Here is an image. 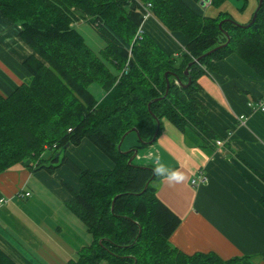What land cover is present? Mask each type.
Segmentation results:
<instances>
[{
    "label": "trees",
    "instance_id": "trees-1",
    "mask_svg": "<svg viewBox=\"0 0 264 264\" xmlns=\"http://www.w3.org/2000/svg\"><path fill=\"white\" fill-rule=\"evenodd\" d=\"M200 1L0 0L1 17L20 27V39L34 52L23 62L28 82L0 95V174L20 165L49 174L65 166L76 175L80 189L72 193L68 209L90 243L69 264L235 263L172 247L169 238L180 219L156 196L163 175L152 165L133 163L134 150L149 146L163 120L198 147L215 144L196 93L197 79L215 71L216 62L234 54L264 81V2L254 22L241 28L221 10L213 17L199 14L192 4ZM225 1L210 0V6L218 10ZM239 1L242 10L246 0ZM147 3L168 32L185 38L179 58L144 34L133 41ZM79 21L104 41L98 54L74 28ZM227 39L226 46L206 55ZM92 84L103 91L100 100L91 94ZM132 129L138 134L135 146L127 153L118 150ZM82 140L111 160L113 169L81 170L65 155L55 157ZM259 203L264 209V191ZM0 264L15 263L0 250Z\"/></svg>",
    "mask_w": 264,
    "mask_h": 264
},
{
    "label": "crops",
    "instance_id": "crops-1",
    "mask_svg": "<svg viewBox=\"0 0 264 264\" xmlns=\"http://www.w3.org/2000/svg\"><path fill=\"white\" fill-rule=\"evenodd\" d=\"M204 1L192 4L193 8L213 17L231 0L210 13L204 11L210 0ZM233 2L240 10L242 2ZM256 2L246 0L240 14L249 16L252 10L246 11ZM221 11L231 16L227 10ZM142 28L166 54L179 58L186 44L182 34L168 32L153 16L143 21ZM19 32L18 25L0 15L3 97L29 80L23 62L34 52ZM215 65V71L197 79L196 97L205 107L200 117L217 140H222V146L198 147L163 120L155 142L138 150L134 160L139 164L133 163L152 165L163 175L156 196L180 219L169 238L172 247L187 255L213 253L223 261L235 260L234 264H264V209L259 203L264 191V112L258 110L264 100V81L234 54ZM130 134L122 141L127 142L125 148L120 146L123 152L136 144ZM63 155L81 170L109 171L114 167L87 140L68 146ZM173 172L183 179L169 180ZM200 173L206 182L191 185ZM79 189L78 178L65 166L52 174L31 172L20 165L1 173L0 250L15 264H69L75 260L90 243L84 225L68 209L72 193Z\"/></svg>",
    "mask_w": 264,
    "mask_h": 264
},
{
    "label": "rangeland",
    "instance_id": "rangeland-1",
    "mask_svg": "<svg viewBox=\"0 0 264 264\" xmlns=\"http://www.w3.org/2000/svg\"><path fill=\"white\" fill-rule=\"evenodd\" d=\"M233 3H234L233 0L227 2L225 4V6H223L220 10H227L231 14V16L233 18V21L236 24L242 25V26L247 25L248 24L247 23L248 19H250L251 16L253 15V13L255 12V10L257 8V5H258V2H256V5H252L251 4L250 7H252V8H250V9L248 8L247 9L246 13L247 12L249 13V10H252L249 16L247 14H244V15L240 14L241 13L240 10L236 9L234 7ZM204 11L207 12V13H210V12L214 11V8L212 6H210V7H207ZM244 22H246L247 24H245ZM74 28L83 37V39H84L85 43L87 44V46L89 48H91L96 54H98L99 50L102 49L105 46L104 41L98 35L96 30L89 23H87L86 21H82L80 24H77ZM133 41H134V38H133ZM89 89H90L91 94L94 96V98L96 100H100L103 97V95H104L103 91L95 84L90 85ZM130 135H131L130 137H133L135 142H136L137 141V135L134 132L131 133ZM126 143L125 144L122 143V145H121L122 149L125 148ZM143 149H145V148H143ZM140 150H142V149H140ZM63 152L60 154L59 158H61L63 156ZM124 152H126V151H124ZM134 162L139 164L137 162V160H134Z\"/></svg>",
    "mask_w": 264,
    "mask_h": 264
},
{
    "label": "built area",
    "instance_id": "built-area-1",
    "mask_svg": "<svg viewBox=\"0 0 264 264\" xmlns=\"http://www.w3.org/2000/svg\"><path fill=\"white\" fill-rule=\"evenodd\" d=\"M203 3L206 4V3H207V0H205ZM149 8H150V4H147V5L145 6V14H144V16H143L142 23H143V21H144L146 18H148V17L151 16V14H150V12H149ZM142 23H141V24L139 25V27L137 28V31H136L135 36H134V41H135L136 39H140L141 36L143 35ZM123 71H126V69H124ZM258 110H259L260 112H264V100L261 101V102L259 103V105H258ZM239 119L242 120V121L245 120L244 117H240ZM228 135L230 136L231 133H228ZM222 144H223L222 140H216V141H215V145H216V146H222ZM204 182H206V177H205L202 173H200L198 176H196L194 179L191 180V185H193V186H198V185H200V184H202V183H204ZM24 196H25V197H28L29 194H28V193H25Z\"/></svg>",
    "mask_w": 264,
    "mask_h": 264
},
{
    "label": "water",
    "instance_id": "water-1",
    "mask_svg": "<svg viewBox=\"0 0 264 264\" xmlns=\"http://www.w3.org/2000/svg\"><path fill=\"white\" fill-rule=\"evenodd\" d=\"M116 1L119 2V1H121V0H116ZM262 2H264V0H258L257 8H256L255 12L253 13L252 18H251V21H250L249 24L244 25V26H242V25H238V24H236V23H234V24L237 25V26H239V27H241V28H247V27H249L250 24H252V23L254 22L256 12H257L258 8L261 6ZM228 42H229V39H227V41H226L225 44L220 45V46H218L217 48H215V49L209 51L206 55H209V54H211L212 52H214L215 50H217V49H219V48H221V47H223V46H226ZM196 61H198V59H197ZM184 75H188V70H187V69L184 70ZM189 84H190V81L188 80V82H187L186 84H184L183 87H187ZM131 131L134 132V133L137 135V138H138L137 131H136L135 129H132ZM158 132H159V124H158V122H157V124H156L155 134H154V136H153V139H152L151 142L149 143V145H152V143L156 140L157 135H158ZM128 133H129V132H127V133L121 138V140L119 141V143H118V150L120 149V146H121V143H122L124 137H125ZM67 147H68V145L66 146V148H67ZM127 152H129V151H127ZM127 152H125V153H127ZM135 154H136V150H134V155H135ZM59 156H60L59 154H56L55 157L58 158ZM132 159H133V157L130 158V159L128 160V162H127L128 165L131 164ZM145 189H146V187L144 188V191H145Z\"/></svg>",
    "mask_w": 264,
    "mask_h": 264
},
{
    "label": "clouds",
    "instance_id": "clouds-1",
    "mask_svg": "<svg viewBox=\"0 0 264 264\" xmlns=\"http://www.w3.org/2000/svg\"><path fill=\"white\" fill-rule=\"evenodd\" d=\"M168 179H169V180H175V181L179 182L180 180L183 179V177L180 176V175H178L177 173L173 172V173H171V174L168 176Z\"/></svg>",
    "mask_w": 264,
    "mask_h": 264
},
{
    "label": "bare ground",
    "instance_id": "bare-ground-1",
    "mask_svg": "<svg viewBox=\"0 0 264 264\" xmlns=\"http://www.w3.org/2000/svg\"><path fill=\"white\" fill-rule=\"evenodd\" d=\"M147 4H149V3H147ZM147 4H145L143 7H144V10H145V6L147 5ZM151 6V5H150ZM145 14V13H144Z\"/></svg>",
    "mask_w": 264,
    "mask_h": 264
}]
</instances>
